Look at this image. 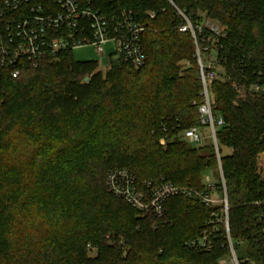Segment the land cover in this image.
<instances>
[{
  "label": "trees",
  "instance_id": "obj_1",
  "mask_svg": "<svg viewBox=\"0 0 264 264\" xmlns=\"http://www.w3.org/2000/svg\"><path fill=\"white\" fill-rule=\"evenodd\" d=\"M83 1L135 11L147 26V64L135 70L116 58L104 77L97 62L68 52L18 79L0 71V264H218L230 254L225 226L213 234L209 222L223 207L180 195L162 217L145 215L109 192L116 169L133 173L140 189L172 182L206 191L209 177L218 197L222 170L238 259L250 264L238 253L246 246L264 264V0H171L191 20L204 13L227 29L221 78L210 88L214 117L224 120L219 149L231 150L220 149V160L212 142L196 147L183 136L207 130L203 84L194 37L180 30L170 0ZM204 233L211 252L188 245Z\"/></svg>",
  "mask_w": 264,
  "mask_h": 264
},
{
  "label": "built area",
  "instance_id": "obj_2",
  "mask_svg": "<svg viewBox=\"0 0 264 264\" xmlns=\"http://www.w3.org/2000/svg\"><path fill=\"white\" fill-rule=\"evenodd\" d=\"M118 0H110L116 4ZM173 7L174 3L170 0ZM180 18V30L190 32L194 37L196 58L200 65V78L203 84L204 104L200 108L201 121L207 127L208 135L203 136L200 127L185 131L184 139L194 146H201L207 139L212 140L218 159L221 157L217 129L224 126V120L216 119L213 114L210 88L214 81L219 80L221 68L217 55L223 49L222 41L228 37L223 24L209 17L200 16L199 20H191L182 10L176 8ZM153 19L155 13H150ZM147 26L135 11L118 9L110 10L94 8L91 2L83 0H0V71L7 72L12 78L18 79L25 68L38 67L43 61L57 62L63 54L73 52L78 47L94 46L98 54L103 55V47L114 42L117 47V59L136 69L144 68L147 56L142 48V34ZM208 32L211 37L200 45L198 36ZM89 81V78L85 80ZM238 89V85L234 86ZM260 86L252 85L251 90L259 91ZM163 146L165 140L161 141ZM224 187L223 218L216 211L210 225L213 234L218 225L225 226L230 254L228 264H241L234 248L230 234L229 199L226 192V181L221 170ZM207 190L194 191L175 186L172 182L153 185L145 183L146 188L140 189L136 178L129 170L116 169L107 177L109 192L128 202L134 209L143 214L162 217L165 203L172 197L180 195L196 196L207 206L217 205L215 186L212 179L206 177ZM191 248L211 252L214 241L209 233L200 239L188 242ZM221 260L219 264H225Z\"/></svg>",
  "mask_w": 264,
  "mask_h": 264
},
{
  "label": "rangeland",
  "instance_id": "obj_3",
  "mask_svg": "<svg viewBox=\"0 0 264 264\" xmlns=\"http://www.w3.org/2000/svg\"><path fill=\"white\" fill-rule=\"evenodd\" d=\"M203 14L202 16H206V14ZM117 47L116 44L114 42H109L107 43L104 47H103V55L98 54V52L96 51V48L94 46H85V47H78L77 49H75L73 51V55L75 57L76 62H97L99 67L96 69V72H101L103 73L104 77L107 76V73L111 70V61L116 59V55H117ZM117 61V60H116ZM89 78V77H88ZM87 78H85L82 82L83 83H89L90 80L88 82H86ZM201 133L203 136H210L208 135V132L206 129L201 130ZM212 142V140L207 139L205 141L204 144H210ZM220 149H222V156H226L229 155L231 153V150L228 148H224L223 146H220ZM260 162V172L262 175H264V156H262L259 160ZM215 201L217 202V205L221 206L224 205L223 204V199H224V194L223 197H218V195H216L215 197ZM239 250V256L240 257H245V255L247 256L245 261H248L250 264L254 263V260H252L251 258H249L248 254L246 253L249 249L246 246H243L241 249ZM228 257L229 255H227L226 257L221 258L218 261V264L221 260H225V264H228ZM245 261L243 260L242 262L245 263Z\"/></svg>",
  "mask_w": 264,
  "mask_h": 264
}]
</instances>
